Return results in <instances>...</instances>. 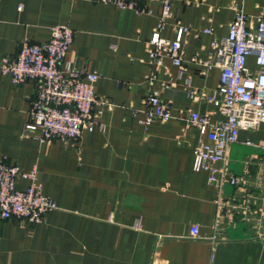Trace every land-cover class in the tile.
Returning a JSON list of instances; mask_svg holds the SVG:
<instances>
[{"label":"crops","instance_id":"1","mask_svg":"<svg viewBox=\"0 0 264 264\" xmlns=\"http://www.w3.org/2000/svg\"><path fill=\"white\" fill-rule=\"evenodd\" d=\"M234 3L250 26L264 16V0H171L161 37L173 41L177 27L188 29L179 73L168 58L160 67L150 62L157 1L135 13L95 0H0V61L66 25L73 31L66 60L99 76L95 94L106 103L94 110L101 128L78 143H42L38 130L22 132L35 83L15 86L0 75V160L23 171L35 167L57 206L38 225L0 219V264H264V123L241 131L228 147L219 167L240 186L224 183L218 192L207 171L192 170L202 138L185 121L189 112L221 120L199 93L219 84L212 44L227 36ZM205 62L212 66L205 69ZM247 65L256 69L254 57ZM152 92L173 119L144 128V100Z\"/></svg>","mask_w":264,"mask_h":264},{"label":"built area","instance_id":"2","mask_svg":"<svg viewBox=\"0 0 264 264\" xmlns=\"http://www.w3.org/2000/svg\"><path fill=\"white\" fill-rule=\"evenodd\" d=\"M147 1H157L161 6L156 26L147 41L150 62L160 67L162 59L168 58L182 73L183 39L188 29L177 27L173 41L161 37L171 16V0H95L135 13L148 12L143 5ZM232 9L234 17L228 25L227 36L212 44L216 57L213 65L220 69L219 84L213 91L199 93L200 98L217 110L221 120L212 123L208 115L197 112H189L185 120L202 138L193 150L192 170L195 173L207 171V182L218 192L224 183L240 186L239 178L228 176L219 167L226 160L228 147L237 143L241 131L254 130L264 123V16L258 17L255 25L250 26L238 4L234 3ZM209 33L204 31V34ZM72 42L73 31L68 26L51 27L45 42L23 43L14 58L0 61V75H9L13 85L18 86L26 80L35 83L22 132L27 135L38 130L40 136L37 139L42 143L76 144L84 132L101 128L100 112L94 111L96 107L106 105L95 94L94 85L99 76L88 71L85 63L78 65L66 60ZM249 57H254L256 69L248 67ZM190 62L198 63L199 60L193 57ZM202 66L209 69L212 64L205 62ZM194 94L190 92V97ZM143 115L141 124L144 128L173 119L169 104L164 103L157 92L145 98ZM18 180L27 182L23 190L16 188ZM56 209L55 202L44 195L35 167L23 171L17 165L0 160L1 220L38 225ZM189 235L197 238V227H192Z\"/></svg>","mask_w":264,"mask_h":264}]
</instances>
